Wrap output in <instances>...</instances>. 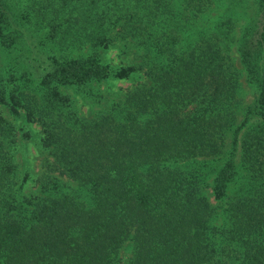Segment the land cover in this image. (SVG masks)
Wrapping results in <instances>:
<instances>
[{"label": "trees", "instance_id": "trees-1", "mask_svg": "<svg viewBox=\"0 0 264 264\" xmlns=\"http://www.w3.org/2000/svg\"><path fill=\"white\" fill-rule=\"evenodd\" d=\"M212 1L0 0V264H122L126 242L124 264H264V0L236 42L241 112L234 20L190 30ZM115 38L138 62H102ZM133 71L147 81L87 120L58 90ZM25 148L46 153L35 171Z\"/></svg>", "mask_w": 264, "mask_h": 264}, {"label": "rangeland", "instance_id": "rangeland-1", "mask_svg": "<svg viewBox=\"0 0 264 264\" xmlns=\"http://www.w3.org/2000/svg\"><path fill=\"white\" fill-rule=\"evenodd\" d=\"M258 0H213L212 5L208 7L204 13L199 15V18L193 22V27H191V31H196L201 28L203 31L210 33L213 31V23L215 19L221 15L225 14L229 16L232 20H234V37L230 42L228 48V56L237 73V82H238V96L242 99L241 105L239 106L240 112L245 109V107L251 102L253 93L252 88L248 84L246 80V73L243 69L242 64L239 61L238 53L236 50V42L241 34V30L243 26L248 23L253 15L255 14L257 8ZM136 44L130 38L126 39H118L115 38L105 47L98 48V55L100 56L103 63L109 65L112 68H120L126 67L134 64V62H138L139 58H137L136 53ZM141 81H147L144 77L140 76L139 72H130L124 78H108L104 81H101L96 84H92L91 88H84L82 91L79 88L74 86H67L66 88L58 89L60 94L63 95L66 99V103L71 105V108L75 109V112L78 116H82L84 119H89L96 114L102 113L112 108L116 102L121 101L122 93L124 88H130L135 84H138ZM94 88V89H92ZM0 112L11 120L9 116L8 109L0 105ZM15 123L20 121L18 118L13 120ZM34 129L35 126L30 125ZM243 130L239 128L237 130L236 135V143L238 142L239 135ZM35 146H36V140ZM233 140V129H230L225 137H224V152L229 153L230 144ZM35 150V148L33 149ZM25 153L18 151V154H25L27 163H24L22 159L18 160L21 164H27L29 170L36 169V166L40 163L44 156L46 155L44 149L37 148V151H31L26 153V148L24 149ZM33 156V157H32ZM30 157H32L30 159ZM234 162L236 163L239 158V151L236 150L234 152ZM32 160V161H31ZM219 162V161H217ZM216 163V162H214ZM213 162L211 164H214ZM211 166V165H210ZM203 170L207 171V179L206 184L210 183L211 173L209 172V167L203 168ZM21 172L23 169L20 170ZM210 176V177H208ZM204 196L207 198L209 202L213 206L217 208V216L215 218L214 224H219L222 222V218L220 217V208H225L226 201L228 198H214L211 193L209 187H205ZM228 194V192H227ZM130 253V244L129 242L124 243L119 250V257L121 263L124 264L127 260V257Z\"/></svg>", "mask_w": 264, "mask_h": 264}]
</instances>
